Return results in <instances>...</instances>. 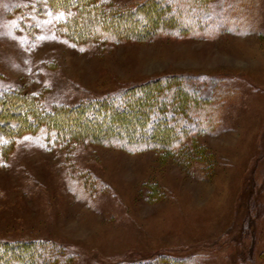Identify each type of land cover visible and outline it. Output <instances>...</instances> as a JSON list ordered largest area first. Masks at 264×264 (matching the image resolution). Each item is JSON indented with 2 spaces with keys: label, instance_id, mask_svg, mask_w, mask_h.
<instances>
[{
  "label": "rangeland",
  "instance_id": "374dc122",
  "mask_svg": "<svg viewBox=\"0 0 264 264\" xmlns=\"http://www.w3.org/2000/svg\"><path fill=\"white\" fill-rule=\"evenodd\" d=\"M147 4L162 20L135 39L100 14L0 0V95L53 112L175 75L203 98L183 159L43 131L0 144V242L54 245L49 264H264V0Z\"/></svg>",
  "mask_w": 264,
  "mask_h": 264
},
{
  "label": "trees",
  "instance_id": "16d2710c",
  "mask_svg": "<svg viewBox=\"0 0 264 264\" xmlns=\"http://www.w3.org/2000/svg\"><path fill=\"white\" fill-rule=\"evenodd\" d=\"M104 1L47 0L55 10L70 11L74 16L94 19L95 26L98 25L95 24L97 14H100V29L109 31L112 27L120 37L147 38L151 34L149 26L157 27L162 20L157 16L155 22L149 21L150 13L145 8L149 0L136 8L120 11L115 17L104 10ZM163 8L170 14L179 9L177 6L173 8L170 3ZM134 16L135 19L132 18ZM163 21L173 22V30H181L178 25L182 23V18L169 16ZM111 22L113 26L109 27L107 24ZM72 23L76 24L75 20ZM192 82L195 83V79L170 75L121 90L109 98L53 112L38 110L34 103L19 99L23 97L19 94L15 97L1 94L0 144H8L26 132L43 131L50 138H90L129 150L159 149L183 159L189 148L183 145V141L187 140L195 127L192 123L200 120L196 109L203 99ZM60 252L56 246L46 243L0 242V264H49L52 260L55 263ZM162 259L164 257L159 256L129 264H164ZM166 259L173 264L182 262L175 257L167 256Z\"/></svg>",
  "mask_w": 264,
  "mask_h": 264
}]
</instances>
